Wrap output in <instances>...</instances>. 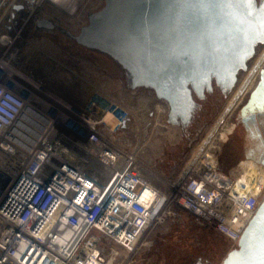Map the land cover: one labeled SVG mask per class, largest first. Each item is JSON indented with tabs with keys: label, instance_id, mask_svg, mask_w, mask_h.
I'll return each mask as SVG.
<instances>
[{
	"label": "built area",
	"instance_id": "obj_1",
	"mask_svg": "<svg viewBox=\"0 0 264 264\" xmlns=\"http://www.w3.org/2000/svg\"><path fill=\"white\" fill-rule=\"evenodd\" d=\"M127 116L113 102L92 101L79 113L85 133L68 134L0 83V263L114 264L118 246L128 264L170 232L173 206L206 231L239 240L259 205L258 176L250 179L239 163L221 170L211 140L176 191L162 192L143 181L135 155L109 138Z\"/></svg>",
	"mask_w": 264,
	"mask_h": 264
},
{
	"label": "rangeland",
	"instance_id": "obj_2",
	"mask_svg": "<svg viewBox=\"0 0 264 264\" xmlns=\"http://www.w3.org/2000/svg\"><path fill=\"white\" fill-rule=\"evenodd\" d=\"M11 2L7 0L0 8V83L68 134L74 127L85 133L79 113L92 101L122 107L128 113L127 119L109 138L121 150L135 155L143 181L156 189L174 193L211 140L221 153L227 143L241 146L247 138L240 112L256 83V75L238 97L236 92L247 71L239 73L236 85L227 93L214 86L204 98L194 96L197 107L190 123L173 124L168 121V104L152 89L131 88L120 64L105 53L78 44L72 37L87 24L90 13L102 8L104 0H83L72 14L48 0H39L33 7L25 0ZM42 19L53 27L38 26ZM263 49L264 44L256 48L248 70ZM242 167L246 171L257 169L250 161ZM259 175L264 179V168ZM263 196L264 187L258 203ZM172 213L171 228L167 229L170 232L163 239L156 238L150 248L139 250L128 264H195L199 259L204 264H221L227 253L237 247L236 240L206 231L182 209L173 206ZM113 247L119 253L114 264H121L126 251Z\"/></svg>",
	"mask_w": 264,
	"mask_h": 264
},
{
	"label": "water",
	"instance_id": "obj_3",
	"mask_svg": "<svg viewBox=\"0 0 264 264\" xmlns=\"http://www.w3.org/2000/svg\"><path fill=\"white\" fill-rule=\"evenodd\" d=\"M20 6H16L19 9ZM264 7L225 0H104L88 15L75 41L110 56L130 87H148L169 107L168 121L186 126L215 84L225 93L261 43ZM38 26L52 28L45 19ZM264 112V69L241 108L242 122ZM264 237V196L237 247L221 264H258ZM0 264H14L4 257Z\"/></svg>",
	"mask_w": 264,
	"mask_h": 264
},
{
	"label": "flooded vegetation",
	"instance_id": "obj_4",
	"mask_svg": "<svg viewBox=\"0 0 264 264\" xmlns=\"http://www.w3.org/2000/svg\"><path fill=\"white\" fill-rule=\"evenodd\" d=\"M263 44L264 43H259L256 45L254 54L246 62V69L240 70L238 72L236 83H237L240 72L247 71V75L245 76L241 87L236 92L235 97L240 96L246 90V87L250 83V80L252 79L253 75H256V83L253 89L249 92L248 94L249 97H250L251 92L257 86L260 80V72L262 69H264V67H262V60L264 59V49L260 55V58L256 60L254 66L251 67L249 70H248V64H249L250 59L255 55L256 48L259 45H263ZM214 86L216 85L213 84V87ZM248 99L243 104V106L248 102ZM243 126L245 127L247 131L246 132L247 138L245 139L244 142H242L241 146L234 145V144L232 145V143L231 144L227 143L225 145V149L222 150L221 153L219 152V159H220L219 161L221 162V164L219 163L220 164L219 166L223 165L224 167H232V166H235L237 163L243 166L244 162L250 161L256 164L258 167L264 168V112L261 113L260 115L257 114L256 118H254L253 116V119L247 120L246 126L244 125V123H243ZM195 264H204V263H202L201 260L199 259L196 261Z\"/></svg>",
	"mask_w": 264,
	"mask_h": 264
},
{
	"label": "snow or ice",
	"instance_id": "obj_5",
	"mask_svg": "<svg viewBox=\"0 0 264 264\" xmlns=\"http://www.w3.org/2000/svg\"><path fill=\"white\" fill-rule=\"evenodd\" d=\"M227 3H232V2H238V3H248L252 4L254 0H225ZM258 2L264 7V0H258ZM261 28H260V33H261V43H264V17L261 18ZM258 264H264V237H262L261 240V252L259 257H257Z\"/></svg>",
	"mask_w": 264,
	"mask_h": 264
},
{
	"label": "bare ground",
	"instance_id": "obj_6",
	"mask_svg": "<svg viewBox=\"0 0 264 264\" xmlns=\"http://www.w3.org/2000/svg\"><path fill=\"white\" fill-rule=\"evenodd\" d=\"M56 1H58L59 4H61L62 6H64L65 9H66V11H68L69 14H72L74 12V9L76 8V3H73V0H62L63 2H60V0H56ZM253 116H254V118H256L257 117V114L255 113ZM248 170H250V171H246V170L243 169V171H245V173L248 174V176H249L250 179L253 176L256 175V176H258V178L260 179V181L262 183H264V179L262 177H260V175H257V173H259V170H257V169H255V170L248 169Z\"/></svg>",
	"mask_w": 264,
	"mask_h": 264
},
{
	"label": "crops",
	"instance_id": "obj_7",
	"mask_svg": "<svg viewBox=\"0 0 264 264\" xmlns=\"http://www.w3.org/2000/svg\"><path fill=\"white\" fill-rule=\"evenodd\" d=\"M220 168H221V166H220ZM229 168H226V169L221 168V170H223L225 173H231V172H234L235 170H237V169H234L235 168L234 166H232L230 169Z\"/></svg>",
	"mask_w": 264,
	"mask_h": 264
}]
</instances>
